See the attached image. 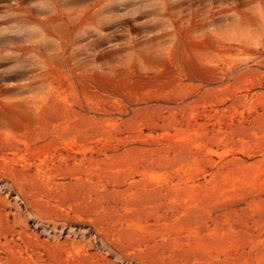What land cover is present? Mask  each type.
<instances>
[{"label": "rangeland", "instance_id": "1", "mask_svg": "<svg viewBox=\"0 0 264 264\" xmlns=\"http://www.w3.org/2000/svg\"><path fill=\"white\" fill-rule=\"evenodd\" d=\"M0 264H264V0H0Z\"/></svg>", "mask_w": 264, "mask_h": 264}]
</instances>
